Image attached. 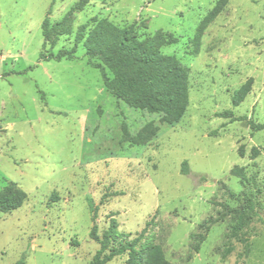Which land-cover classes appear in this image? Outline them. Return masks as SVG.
Masks as SVG:
<instances>
[{"label":"rangeland","instance_id":"rangeland-1","mask_svg":"<svg viewBox=\"0 0 264 264\" xmlns=\"http://www.w3.org/2000/svg\"><path fill=\"white\" fill-rule=\"evenodd\" d=\"M77 1L0 0V190L14 183L26 194L21 207L0 213V264H89L99 249L91 227L100 238L111 223L124 241L144 230L140 245L158 247L171 264H264V130L221 117L264 124V0H87L70 33L43 48L73 50L76 59L40 61L48 10L53 24ZM92 17L132 25L140 39L177 38L159 48L188 69V104L177 122L165 124L161 114L129 108L104 90L74 43ZM248 80L250 92L233 106ZM123 123L130 137L147 124L156 132L130 144ZM235 168L252 179L244 188ZM229 191L255 193L256 215L232 237L227 214L195 252L190 235L224 212L217 204L238 209Z\"/></svg>","mask_w":264,"mask_h":264},{"label":"trees","instance_id":"trees-1","mask_svg":"<svg viewBox=\"0 0 264 264\" xmlns=\"http://www.w3.org/2000/svg\"><path fill=\"white\" fill-rule=\"evenodd\" d=\"M87 0H78L70 6L59 22L50 24L47 17L41 24V36L43 38L40 61L75 60L73 50H60L56 54H46L43 48L49 41L50 48H54L59 35L69 34L70 26L75 15L84 10ZM216 10L209 13V17L215 15ZM207 21H205L206 23ZM177 38L171 34H156L153 37L146 36L140 39L132 30V25L119 27L105 18L92 17L85 24L80 25L75 33V45L81 44L87 63L93 69L98 70L102 87L115 100L124 103L129 108L146 111L149 114H161V121L165 124L177 122L184 114L188 104V69L179 65L174 56L163 55L159 48L173 45ZM250 80L243 84L233 95V106L238 105L250 92ZM229 116V117H228ZM221 117H228L230 122L247 120L248 125L254 131L264 130V124L253 123L246 116L233 118L231 113L225 112ZM156 132L152 124H147L136 136L130 137L122 124V140L130 144L142 145L151 139ZM257 151L252 150L255 157ZM187 163L182 162L180 173L186 175ZM232 175L241 179L242 188L249 184L242 168L233 169ZM229 198L240 202L238 209L232 210L226 204H217L223 213L216 218H208L199 225L202 231L190 235L196 241L193 250L198 251V245L204 241L205 234L215 223L224 220L227 214H233V225L230 234L237 235L256 215V194L253 192L239 194L227 192ZM54 198V197H53ZM26 200V194L14 183H9L0 190V213H8L21 207ZM88 206L94 221L95 205L88 199ZM122 235L116 232V226H110L98 238L96 226L90 229L89 238L99 244V249L92 256L89 264H106L115 257L126 254L125 264H171L165 260L162 251L153 245L141 241L144 230L133 240L119 239ZM16 264H24L20 259Z\"/></svg>","mask_w":264,"mask_h":264}]
</instances>
